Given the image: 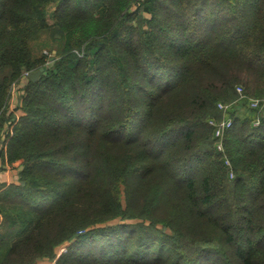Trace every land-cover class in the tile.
<instances>
[{
    "label": "trees",
    "instance_id": "trees-1",
    "mask_svg": "<svg viewBox=\"0 0 264 264\" xmlns=\"http://www.w3.org/2000/svg\"><path fill=\"white\" fill-rule=\"evenodd\" d=\"M248 97L264 98V0H0V134L17 117L0 264H264V107Z\"/></svg>",
    "mask_w": 264,
    "mask_h": 264
},
{
    "label": "rangeland",
    "instance_id": "rangeland-1",
    "mask_svg": "<svg viewBox=\"0 0 264 264\" xmlns=\"http://www.w3.org/2000/svg\"><path fill=\"white\" fill-rule=\"evenodd\" d=\"M136 6H138V4L136 3V2H134V3H132V8H135ZM55 8V4H51V5H49L48 6V10H47V18H48V20L49 21H51V16H52V12H53V9ZM146 16H148L147 14H145ZM30 44H31V47H32V52H33V54H35V55H39V56H43L44 57V59L46 60V62H49L50 60H52V59H56V57H57V55H58V50H59V42L58 41H56V40H53L51 37H50V35H48L47 33H45V32H41L39 35H37V36H35L31 41H30ZM46 66V65H45ZM44 69V67L43 66H41L40 68H39V70H36V71H33V72H36V73H38V72H40L41 70H43ZM238 88H240L241 89V93H242V95L244 96L243 97V99H245L246 98V94H245V92H244V85L242 84V83H237L236 85H235V91H236V93H237V97H239V93H238ZM24 94V91H20L19 89H17L16 88V85H14V87H13V89H12V91L10 92V97H9V99L7 100V103H6V108H8V106H9V104H12L13 103V97L15 96V100H19L20 99V97L22 96ZM12 95H14V96H12ZM249 98H254V97H248V99ZM248 99H246V104H247V106H248V108H250L249 107V105H248ZM220 102V101H219ZM218 103V102H217ZM217 103H216V108H217V110H219V111H221L219 108H218V106H217ZM228 105H229V103H227ZM228 108H229V106H228ZM228 108L226 109V111L225 112H223V111H221L222 112V117L221 118H223V117H227V116H229L228 114H227V110H228ZM238 109H242L241 107H239ZM220 118V119H221ZM255 120H258L259 121V119L256 117L254 120H253V122H252V124L253 125H255L254 124V122H255ZM17 122V117L15 116L13 119H8V120H6V131H1V134H0V147H2V146H4V140H5V138H6V144H7V139H8V136L11 134V129L13 128V126L15 125V123ZM208 122V121H207ZM208 124H209V122H208ZM5 128V127H4ZM213 137H214V134H213ZM216 142V141H215ZM6 146V145H5ZM215 149H216V151L217 152H220V153H223L224 152V150L223 151H220V150H218L217 148H216V146H215ZM225 164L226 165H229V161L227 160V159H225ZM6 165H7V162H6ZM7 167H9V169H10V166L9 165H7ZM7 167H6V169H7ZM228 176L230 177V178H232L233 177V173H231L230 171L228 172ZM10 182V181H9ZM1 235H4L5 233H6V231H4V230H2L1 229ZM0 247H4V245H1L0 244Z\"/></svg>",
    "mask_w": 264,
    "mask_h": 264
},
{
    "label": "built area",
    "instance_id": "built-area-1",
    "mask_svg": "<svg viewBox=\"0 0 264 264\" xmlns=\"http://www.w3.org/2000/svg\"><path fill=\"white\" fill-rule=\"evenodd\" d=\"M28 75H29L28 71H23L21 82L24 81L25 77ZM237 90L239 93L238 99H242L244 96L241 93V89L238 88ZM12 96H14V95H12ZM14 101H16L15 96L13 97V103H14ZM248 105L250 108L261 109L264 107V98H249L248 99ZM217 106L221 111L225 112L229 105L227 103H224V102H218ZM208 122H209V125L212 127L214 137L216 138V142H215L216 148L220 151H223L224 147H223L222 139H223L224 133L232 128L233 119L230 116H227V117H223V118L218 119V120L210 119V120H208ZM258 123H259V121L255 120L254 124L257 125ZM4 127L6 128V124H4Z\"/></svg>",
    "mask_w": 264,
    "mask_h": 264
},
{
    "label": "crops",
    "instance_id": "crops-1",
    "mask_svg": "<svg viewBox=\"0 0 264 264\" xmlns=\"http://www.w3.org/2000/svg\"><path fill=\"white\" fill-rule=\"evenodd\" d=\"M6 164H3L0 160V182L8 183L14 181L17 177L15 169H9Z\"/></svg>",
    "mask_w": 264,
    "mask_h": 264
},
{
    "label": "water",
    "instance_id": "water-1",
    "mask_svg": "<svg viewBox=\"0 0 264 264\" xmlns=\"http://www.w3.org/2000/svg\"><path fill=\"white\" fill-rule=\"evenodd\" d=\"M36 74H38V73H36V72H32V73L29 74V76H30L32 79H34Z\"/></svg>",
    "mask_w": 264,
    "mask_h": 264
}]
</instances>
